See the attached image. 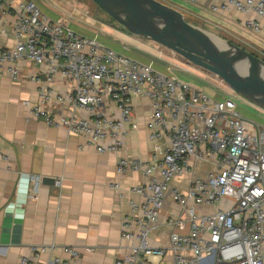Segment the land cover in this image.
<instances>
[{
	"label": "built area",
	"instance_id": "obj_1",
	"mask_svg": "<svg viewBox=\"0 0 264 264\" xmlns=\"http://www.w3.org/2000/svg\"><path fill=\"white\" fill-rule=\"evenodd\" d=\"M184 1L210 2L215 11L221 0ZM224 1L222 9L253 13L255 18L244 25L259 32L264 0ZM11 12L14 45L0 50V76L17 81V63L23 60L38 68L30 78L41 85L36 100L22 102L31 118L84 138L85 146L99 154L118 155L129 132L133 99L150 104L149 140L156 143L151 161L117 156V174L136 172L146 183L132 189L144 201L132 203L133 215L123 219L120 236L129 243L128 252L112 264H145L148 257L167 251L173 264H264V129L247 122L230 95L214 98L177 77H163L151 64L117 54L96 37L70 33L28 0H0V18ZM57 78L70 88L64 95L52 86ZM52 106H70L83 116L54 117ZM108 106L120 112L117 119L102 113ZM163 136L167 146L158 143ZM191 158L211 162L213 170L203 179L193 177L182 195L171 183L191 173ZM168 193L185 210L188 229L184 232V222L176 221L165 250L151 247L149 235L158 228ZM188 200L192 205L186 208ZM46 250L33 247L31 253L37 256ZM66 252L71 259L78 257L73 248ZM18 264H32V259L21 258ZM52 264L66 263L56 258Z\"/></svg>",
	"mask_w": 264,
	"mask_h": 264
},
{
	"label": "crops",
	"instance_id": "obj_2",
	"mask_svg": "<svg viewBox=\"0 0 264 264\" xmlns=\"http://www.w3.org/2000/svg\"><path fill=\"white\" fill-rule=\"evenodd\" d=\"M28 1L38 4L37 0ZM164 1L264 51V17L257 20L259 32L253 33L244 24L254 19V14L232 7L222 9L224 0L215 3V11L210 2ZM82 17L81 25L95 28L89 17ZM13 24V12L0 18V50L14 45ZM17 67V81L5 74L0 76V264H18L21 258L32 259V264H52L56 258L66 264H112L128 252L129 243L120 236L123 219L133 215L132 203L144 201L132 189L146 183V178L136 172L117 174V156L142 163L151 161L156 143L149 140L150 104L134 98L122 150L118 155L99 154L85 146L84 138L29 116L22 102L36 100L41 85L30 78L39 70L25 60ZM52 86L62 95L70 89L59 78ZM51 111L54 117L83 116L70 106H52ZM102 113L115 119L120 115L111 106L103 108ZM158 143L167 146V136ZM188 165L191 173L171 183V188L182 195H186L193 177L203 179L213 170L211 162L199 163L192 158ZM186 203V208L192 205L191 200ZM206 209L200 208V212ZM178 220L184 222L187 232L185 210L172 202L168 193L158 215V228L149 235L150 246L168 249L169 235ZM33 247L47 250L33 256ZM67 248L75 249L78 257L71 259ZM145 264H173V257L167 251L164 256L148 257Z\"/></svg>",
	"mask_w": 264,
	"mask_h": 264
},
{
	"label": "water",
	"instance_id": "obj_3",
	"mask_svg": "<svg viewBox=\"0 0 264 264\" xmlns=\"http://www.w3.org/2000/svg\"><path fill=\"white\" fill-rule=\"evenodd\" d=\"M90 1L128 33L172 51L264 111V63L251 53L186 22L180 11L157 0Z\"/></svg>",
	"mask_w": 264,
	"mask_h": 264
},
{
	"label": "rangeland",
	"instance_id": "obj_4",
	"mask_svg": "<svg viewBox=\"0 0 264 264\" xmlns=\"http://www.w3.org/2000/svg\"><path fill=\"white\" fill-rule=\"evenodd\" d=\"M167 6L180 11L186 22L243 48L264 63V51L248 45L246 41L230 35L221 28H216L202 19L191 15L184 9L169 4L164 0H157ZM170 3L179 4L177 0H166ZM37 7L49 19L63 25L70 33L86 38H97V40L112 49L114 52L126 57L133 58L141 63L151 64L154 70L163 77L174 76L185 81L189 85L200 89L209 96L220 98L227 97L236 105L237 111L249 123L256 124L264 129V111L252 106L244 99L230 91L226 85L192 65L179 60L172 51L138 36L128 33L125 29L115 23L106 13L100 10L90 0H37ZM188 6V5H187ZM184 6L187 10H191ZM89 17L95 28H86L81 25V17ZM83 18V17H82ZM84 20V19H83ZM179 58V59H178ZM182 59V58H181ZM220 88L225 89L222 93Z\"/></svg>",
	"mask_w": 264,
	"mask_h": 264
},
{
	"label": "bare ground",
	"instance_id": "obj_5",
	"mask_svg": "<svg viewBox=\"0 0 264 264\" xmlns=\"http://www.w3.org/2000/svg\"><path fill=\"white\" fill-rule=\"evenodd\" d=\"M211 39L213 40L214 43L218 44V41L214 37H212ZM262 76L264 77V69L262 71Z\"/></svg>",
	"mask_w": 264,
	"mask_h": 264
},
{
	"label": "trees",
	"instance_id": "obj_6",
	"mask_svg": "<svg viewBox=\"0 0 264 264\" xmlns=\"http://www.w3.org/2000/svg\"><path fill=\"white\" fill-rule=\"evenodd\" d=\"M178 59H179V58H178ZM179 60L183 61V59H181V58H180Z\"/></svg>",
	"mask_w": 264,
	"mask_h": 264
}]
</instances>
